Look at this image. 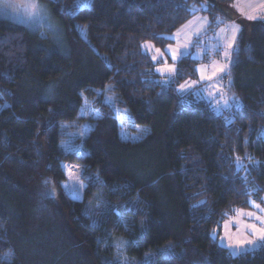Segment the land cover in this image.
Segmentation results:
<instances>
[{"label":"trees","instance_id":"obj_1","mask_svg":"<svg viewBox=\"0 0 264 264\" xmlns=\"http://www.w3.org/2000/svg\"><path fill=\"white\" fill-rule=\"evenodd\" d=\"M46 1L59 39L0 16V264H121V242L124 264H264V243L233 255L219 239L264 204V20L244 22L233 0ZM199 14L244 24L220 111L179 91L197 59L180 57L166 84L143 48ZM107 94L143 139H122ZM85 98L99 118L81 117ZM63 164L84 167L80 201Z\"/></svg>","mask_w":264,"mask_h":264},{"label":"rangeland","instance_id":"obj_2","mask_svg":"<svg viewBox=\"0 0 264 264\" xmlns=\"http://www.w3.org/2000/svg\"><path fill=\"white\" fill-rule=\"evenodd\" d=\"M36 2L39 4L38 13L39 15L44 17V20L42 22H35V18L29 19V11L30 6L33 3V0H0V16L9 18L10 20H13L17 22L18 24H22L27 26L28 28L32 30H39L41 34L46 37L49 40L52 39H59L61 34L59 35L60 25L58 21L52 16V9L50 7V4L46 0H36ZM261 2V0H233L232 4V10L234 13L237 14L238 18L243 19L245 21H256L250 20L247 18V14L257 15L259 12H264V9H257L255 6L258 5ZM243 10V11H242ZM207 20L209 23L207 25H204L201 23V21ZM219 20L223 21L224 23L216 24L215 26L212 25L211 17L204 14H199L195 18H193L190 22H188L186 25L187 27H183L181 30H179L175 35L172 36V39L174 40V43L169 44L166 48L162 49L159 48L162 52H164L165 57L167 58V63L169 65H172L175 67L176 71V65L175 63L179 60L180 57L184 55H191L194 59H197L200 63L197 66L198 70V79L196 81H187L183 83L182 85L194 83L193 87H188L186 90H181V86L179 87V91L186 92L193 90L196 92V96L200 99L206 100L215 107L217 111H220L224 109L223 103L218 105L216 103V99H219L221 95L224 97V99L229 100V81L226 77V75L229 73L230 67L233 62V55L235 52V46L238 40L239 35L243 31L244 24L240 21H231L229 19H222L219 18ZM217 22V19H216ZM230 24H236L239 25V32L236 35V41L233 45V48L227 49L231 56L230 62L227 64V69L225 72L217 73L216 76L212 77L211 80L208 79H201V73L199 69L204 68L207 71L205 72V75L211 74V65L213 62H219L221 64L227 62L226 58L224 57L223 53L226 50V41L231 38V32L227 30L226 25ZM200 28L199 35L196 34V29ZM221 29H225L224 32H221ZM84 35V32H82ZM59 35V36H58ZM85 36V35H84ZM177 40L180 42V53L177 56V59L173 61L171 59L170 54L168 53V48L172 47L173 49L177 48ZM187 43L188 47L185 48L183 45ZM149 44V43H147ZM146 45V44H145ZM143 46L144 50L146 52H149L151 56L157 55L155 53L156 47H152L151 49H148ZM152 45V44H150ZM155 62L158 64L156 67V73L164 77V82L168 84L169 79L168 77L172 76L174 73H161L157 71L158 67H162V61L158 57ZM215 97V98H214ZM106 102L112 105V107L115 109V112L120 120V134L122 139L124 140H130V141H140L143 139L147 134L148 130L139 126H134L127 122V112L125 108H122L118 103L115 101V98L111 94L106 95ZM240 103V102H239ZM231 104V103H230ZM7 104L0 100V109L6 107ZM81 117H84L85 119H97L100 117V112L95 109L93 106V103L87 101L85 98L83 107L81 109L80 113ZM88 125L84 124L83 129H87ZM84 130L83 132L80 131L73 134L72 138L70 139L69 143L66 145L64 144V149L67 151L76 150L77 148H74V142L75 137H81L83 135L84 137ZM81 136H76V135ZM82 138V137H81ZM79 146V145H77ZM73 147V148H72ZM63 169L66 174V182L63 183L62 187L66 194L73 200H82L84 191L86 189V185L81 180V175L83 173L84 167L81 165H75V164H63ZM69 170H72L73 174H69ZM65 185H68V187H65ZM77 185H83V187L79 188V195L77 196L76 191H74V188ZM252 206V204H251ZM264 207V204L262 205ZM239 211L243 212H249V211H256L257 209L251 207V209H240L238 210L233 216L228 218L225 222L221 225V233L219 236L220 243L223 247L227 248L233 255H239L245 252L255 251L259 249L263 243L257 242L255 246H246L245 250H234L232 248H229L227 245L229 244V237L232 238V240H235L237 236H239L240 232L243 231L240 224L237 223V220H242L244 222L247 221V218L245 217H239L237 214ZM122 237H120L121 239ZM117 239V238H116ZM128 243V240L125 238H122ZM121 240V241H123ZM125 244L120 243L118 254H119V260L121 264L126 263V259L124 257L123 248Z\"/></svg>","mask_w":264,"mask_h":264},{"label":"snow or ice","instance_id":"obj_3","mask_svg":"<svg viewBox=\"0 0 264 264\" xmlns=\"http://www.w3.org/2000/svg\"><path fill=\"white\" fill-rule=\"evenodd\" d=\"M257 9H264V0H261V2L255 6ZM39 9V4L36 2V0H33V3L30 6V11H29V19L35 18V22H42L44 20V17L39 15L38 13ZM190 11L195 12L197 9L195 6H193ZM243 11V10H242ZM247 18L250 20H255V19H260L264 20V12H259L257 15H252V14H247ZM202 24L207 25L209 22L207 20L201 21ZM224 23L223 21L217 19V24ZM187 27V25H185ZM226 28L228 31L231 32V38L226 41V50L224 51L223 55L226 58L227 62L221 64L219 62H213L211 65V74L210 75H205V72L207 71L204 68L199 69L201 73V79H208L211 80L212 77L216 76L217 73H222L225 72L227 69V64L230 62V56L231 53L227 49L233 48V45L235 44L236 41V35L239 32L240 28L239 25L236 24H230L226 25ZM225 29H221V32H224ZM200 28L196 29V34L199 35ZM177 48L173 49L172 47L168 48V53L171 56V59L175 61L177 59L178 54L180 53V42L177 40ZM146 48L151 49L154 47L153 45L146 44ZM183 47L187 48L188 45L185 43ZM155 53L157 55H153L152 59L155 61L158 57L162 61V67H158L157 71L163 73H174L175 72V67L172 65H169L167 63V58L165 57L164 52H162L159 48L155 49ZM194 83L186 84V85H181V90H186L188 87H193ZM215 98V97H214ZM223 103L224 107L228 106V100L224 99V97L221 95L219 99H216V103L219 105L220 103ZM237 164L239 165V157H237ZM69 174L72 175L73 172L72 170H69ZM65 187H68V185H65ZM83 187V185H77L74 188V191H76L77 196L79 195V188ZM264 203V201H262ZM251 204L253 208L257 209L258 212L256 211H249V212H243L239 211L238 216L239 217H245L247 218V221L249 222H244L242 220H237V223L241 225L243 231L240 232L239 236L235 238V240H232L231 237H229V244L227 245L229 248H232L234 250H245L246 251V246H255L257 242H262L264 243V207H262L261 203H256V201H251Z\"/></svg>","mask_w":264,"mask_h":264}]
</instances>
